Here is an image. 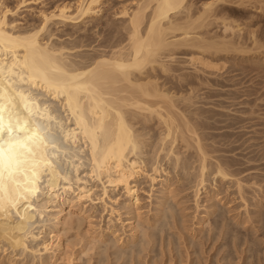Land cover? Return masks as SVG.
I'll return each instance as SVG.
<instances>
[{"label":"bare ground","instance_id":"obj_1","mask_svg":"<svg viewBox=\"0 0 264 264\" xmlns=\"http://www.w3.org/2000/svg\"><path fill=\"white\" fill-rule=\"evenodd\" d=\"M5 1L0 0V264H78L92 252L102 258L96 264L112 259L108 257L120 264H136L145 253L154 252L155 242L176 221L175 208L168 205L176 196L171 171L191 174L176 151L179 138L188 147L194 143L198 150L194 209L200 212L202 195L209 203L198 222L209 227L211 222L213 230H220L217 222H225L217 214L215 201L221 198L215 187L209 190L208 175L215 182L234 184L247 209L245 179L251 175L242 177L243 171L232 170L223 161L210 167L207 150L193 126L192 97L177 95L168 87L174 79L192 86L190 75L184 73L189 69L203 83L199 75H218L228 67L229 54L245 51L241 36L236 39L243 34L241 25L230 18L232 0H208L200 7L193 0H117L123 4L121 10L95 24L88 21L101 15L104 0H77L52 10L40 9L33 13L39 24H30L21 13L32 7V1L19 0L16 6ZM81 23L99 39L91 42L86 35L74 41L73 34L56 33L62 25ZM100 27L97 33L94 29ZM214 29L220 33H212ZM255 35H249V40L252 50L259 51ZM181 50L187 51L185 58L178 57ZM157 73L165 78L163 83ZM154 120L162 129L148 162L147 139L138 124ZM164 159L172 170L164 168ZM141 179L150 183V199L155 186L161 187L153 217H149L150 209L148 218L142 212ZM95 189H100L101 196ZM98 206L108 220L105 228L94 229ZM84 221L91 230L79 242L78 257L69 256L76 246L69 233L79 232ZM229 228L223 225L219 235L227 236ZM235 232L230 233L237 239ZM109 249L112 255L107 254Z\"/></svg>","mask_w":264,"mask_h":264},{"label":"rangeland","instance_id":"obj_2","mask_svg":"<svg viewBox=\"0 0 264 264\" xmlns=\"http://www.w3.org/2000/svg\"><path fill=\"white\" fill-rule=\"evenodd\" d=\"M28 1L33 2V0ZM104 1V4L101 6L103 7V12L100 16L97 17L100 21L96 20V18L95 20H91L88 22H92V24L103 23L109 20L110 16L113 13L118 12V10L123 7V4L117 0ZM205 1L208 0H193L195 7H200V5ZM232 1L235 3V5H233L232 7L234 11L230 13V18L235 19L234 21L238 22V25H241L240 28L242 29L243 34L237 35L236 39L241 36V39H239L240 42H238L242 47L246 48L245 51L243 53H235L240 55L229 54L230 57L226 55L228 56L227 59L230 60L228 61L229 65H227V68L223 69V72H219L218 75H211V77H209L210 75H199L202 80L204 79L203 83L200 82V80L197 81V74H192L189 69L184 73L186 75H190L189 80L194 82L192 86H187L185 83L181 85L176 81V79H174V81L172 82L173 84L168 85V87L177 95L184 94L183 96L192 97V101L196 105L190 108V110L192 109V112L196 113L195 115L191 113L194 118L192 120L193 126L196 132L199 133L198 135L200 136V139L203 143L202 146H204V149L207 150L206 153L208 154L209 161H211H208L210 167L214 168L217 161H223L227 163V165L231 167L232 170L238 169L239 171H243L245 174L243 173L242 177H249L251 175V178L249 177L250 180L249 178H244L249 183V188L246 189V193H248L249 197V199H247V209H245L246 207H244V203L238 198V194L234 184H231L230 181H226L223 183V181L217 180L215 182L213 180V176H207V185L209 190H211V188L214 189L213 187H215V191L218 190L219 192V199L221 198L220 202H215L217 207L219 208V212L217 214L221 215L219 219H221V221L224 220L225 222H217L218 225L221 227H223V225L230 227L229 229L236 231L235 234L238 235V237L237 239L233 238L230 233L231 230H227L229 231L228 234L226 233L227 236L219 235L221 227L220 230H213V228L211 227L214 226H211V222L210 227L207 226L209 225L207 222H203L202 224L198 222L199 219L203 216L199 213H202L205 210L204 207L209 205V203H206L207 199L205 198V195H202V199L200 201L201 207L198 210L200 212L197 213L194 209V190L192 186L194 184V176L197 174L195 171L197 170L198 172V150L193 142L190 141L191 144H193L190 145L191 147H188V145L185 143L183 144V141L179 138V141H177L176 143V151L179 152L182 163L187 165L188 170L191 171L188 172L191 174L183 175L184 173L181 171V169H179L177 171V175H175L172 170L173 167L169 166L168 162L165 159L162 161V165L164 166V168L169 167L172 170L171 183H173V186L171 190H173V194L174 196H176L175 198L169 199L170 203H168V205L175 208L176 218L174 217V219H176V221L174 220L173 222L171 220L172 222H170V225L167 227L168 229H166V233L163 234L162 239H159L155 242L153 249L154 252H151V254L149 255L145 253L140 260L136 261V264H229V262H231V264H264V213H262L264 212V0ZM5 2L8 3V5L10 4V6H16V4L19 3V0H6ZM32 2H30V6L32 4V7L29 6L31 9L29 8L25 10L26 12L23 11L24 9H22L21 13H24V15H22L24 16V18H26V20H28L29 23L31 22L30 24H39L40 21L36 13L40 11V9L52 10L53 8L55 9V7L62 5V3L66 4V2H71L72 4H75L77 0H36L33 3ZM255 2H258V4ZM34 12H36V16L33 15ZM80 28L83 29V31H79ZM101 28L102 27L94 30H96L98 33L102 31ZM58 30L59 31L56 32L57 34H73L74 41H78V39L85 37L86 35L89 37H87V39L84 38V40L90 39V41L93 42L94 40L99 39L98 36L95 35V31L93 32L94 34L92 32H87V29L85 30L83 28L82 23L79 25H62ZM212 33H220V31L214 29ZM252 33L253 35L256 34L255 37L259 42V46L263 49H258L260 53L259 51L252 50L253 44H250V42L252 43V40H249L251 37L249 35H252ZM78 34H80L81 37ZM105 35L106 33H103V35L101 34L100 37L103 38ZM251 51L256 52L252 53ZM262 51L263 53H261ZM183 53H187V51H177L178 57L185 58V54ZM207 74H210L209 71H207ZM157 75L161 77L160 73H157ZM160 80V82L163 83L165 81V78H163L162 76ZM190 92H192V94ZM180 107L184 109V107ZM157 122V120H154L152 121V123L150 122L138 124L139 130L145 134V137L147 139L148 146L145 151L148 162L154 155L153 145L161 133L160 129H162V126ZM148 137H151L153 139ZM251 159L253 162H251ZM246 160L250 161L252 163V166L251 163L248 164V161ZM241 166L243 168H240ZM250 167L253 169L249 171L248 169ZM191 169H194V171ZM252 179L255 181H253ZM257 186H259L260 188ZM139 188V194L142 202V212H144V216H149L147 212L151 210L149 213L152 212L153 214H150L151 216L149 217H153L155 212H157V198L160 196V193L158 191L161 187L160 185L155 186V193L152 199L149 198L150 183L146 179L140 180ZM95 190L96 195L101 196L100 189ZM150 204L152 206H150ZM246 210L248 213L246 212ZM246 215H248L250 219ZM101 216H104V218H101ZM145 217L148 218L147 216ZM123 218L126 217L123 216ZM211 219L213 220L214 217H211ZM107 220L108 216L106 215V213H103L102 208L98 206L92 222L94 225V229L99 228L96 226H103V228H105ZM249 220H251L252 222ZM152 225H154V223ZM89 228V222L84 221L82 222L81 230L79 232L75 230L73 231V233H69V236L67 235L68 238H71V240L74 236V243L76 245L74 249H72L73 251L71 250L72 252L70 251L68 253L69 256H71L72 254V256L74 257L73 253H75L76 257L79 254V242L85 237V234L87 232H90L89 230L91 229ZM118 229H120V225H118ZM192 229L195 230V232ZM209 229L213 230V232ZM151 230L152 232L154 231V229ZM168 236L171 237L169 238ZM109 237V239L113 238L111 236ZM169 239L171 241H169ZM160 240H163L164 242ZM139 242L137 241V244ZM191 242L195 243V246H193ZM227 243L228 246L226 245ZM109 250L107 254L110 253L112 255L113 249ZM195 251L198 252V254H196ZM93 255L94 252H92V254L90 253L89 259L88 257H82L80 261L78 260L79 263L77 261L75 263L88 264V260H91V263L89 262V264H96L95 262L99 263L102 260V258ZM92 257L93 259H91ZM108 258L112 259L109 261L105 257L104 259L108 261L105 260L106 263L104 262V264H120V262H114L113 257ZM56 264H67V262L58 261Z\"/></svg>","mask_w":264,"mask_h":264},{"label":"snow or ice","instance_id":"obj_3","mask_svg":"<svg viewBox=\"0 0 264 264\" xmlns=\"http://www.w3.org/2000/svg\"><path fill=\"white\" fill-rule=\"evenodd\" d=\"M0 131H3V129L2 128H0ZM9 131H11V129L9 128ZM2 153H3V149H0V155H2Z\"/></svg>","mask_w":264,"mask_h":264}]
</instances>
